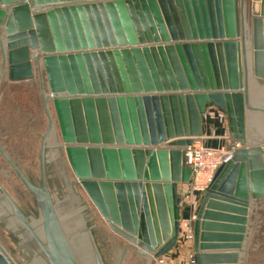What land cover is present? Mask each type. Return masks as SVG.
<instances>
[{
	"label": "water",
	"instance_id": "obj_1",
	"mask_svg": "<svg viewBox=\"0 0 264 264\" xmlns=\"http://www.w3.org/2000/svg\"><path fill=\"white\" fill-rule=\"evenodd\" d=\"M4 81L0 264H105L88 212L106 261L166 256L211 108L241 147L204 194L194 264H264V0H0Z\"/></svg>",
	"mask_w": 264,
	"mask_h": 264
},
{
	"label": "crops",
	"instance_id": "obj_2",
	"mask_svg": "<svg viewBox=\"0 0 264 264\" xmlns=\"http://www.w3.org/2000/svg\"><path fill=\"white\" fill-rule=\"evenodd\" d=\"M196 139L200 144L207 147H220L234 142L235 140L230 133L227 114L217 108L209 109L203 118L202 135ZM204 194L193 193L183 198L180 221L181 234L177 246L165 256L169 264L194 263V221ZM154 262L155 259H153Z\"/></svg>",
	"mask_w": 264,
	"mask_h": 264
},
{
	"label": "built area",
	"instance_id": "obj_3",
	"mask_svg": "<svg viewBox=\"0 0 264 264\" xmlns=\"http://www.w3.org/2000/svg\"><path fill=\"white\" fill-rule=\"evenodd\" d=\"M240 147L241 144L238 141L220 147H207L195 138L193 143L185 149L186 165L191 169V179L188 183L179 185V195L185 198L193 193H206L213 184L218 169L228 163L235 150ZM154 264L169 263L165 256H162L155 259Z\"/></svg>",
	"mask_w": 264,
	"mask_h": 264
},
{
	"label": "flooded vegetation",
	"instance_id": "obj_4",
	"mask_svg": "<svg viewBox=\"0 0 264 264\" xmlns=\"http://www.w3.org/2000/svg\"><path fill=\"white\" fill-rule=\"evenodd\" d=\"M5 86H9L11 88H14L15 86H19V85H18V83H12V84H10V83L4 81L1 84V86H0V95H3V90H4ZM39 95H40L41 100H42V95H41V92H40V88H39ZM42 105H43V100H42ZM59 142L60 141H58V139L48 138V141H47L48 147L46 149L47 159L49 160V162L46 165V168H47V178L49 176V174H48L49 167L52 165V167H53L56 175L57 176H60V178H61V180L63 182V186L62 187L65 189L66 185L68 183L72 182V180H70L69 179V176H68V172H67V166L68 165L66 164V162L64 161V159L62 157L61 158H58L57 157L58 153H61L62 152V150L59 149V146H58L59 145ZM40 144H41V142H40ZM39 154H40V150H39ZM39 175H40V166H39ZM39 178H40V176H39ZM48 184H49V181H48ZM35 202H36V200H35ZM66 204L67 205L72 204V201L69 200V202L66 203ZM85 216H86V219L89 222V226L92 227L93 235L95 237L97 246H98V248L100 250V253H101L102 257H103V260H104L105 264H118V260H119L120 254L118 255V257L113 256V258L110 261L109 260L106 261V259L104 257L105 254L101 250L102 246L100 247V243H99V240H98V236H99L98 234L100 232L99 225L94 221L95 219H94V217H92V215L90 214V212H88L87 214H85ZM104 228L105 227L103 226L102 229H104ZM140 259H142V258H140Z\"/></svg>",
	"mask_w": 264,
	"mask_h": 264
},
{
	"label": "trees",
	"instance_id": "obj_5",
	"mask_svg": "<svg viewBox=\"0 0 264 264\" xmlns=\"http://www.w3.org/2000/svg\"><path fill=\"white\" fill-rule=\"evenodd\" d=\"M36 203V202H35ZM0 224H2L4 227H5V223L1 220V218H0ZM6 232H10L9 230L8 231H6ZM120 253V252H119ZM118 252L116 253L117 255L119 254ZM117 255H116V257H117Z\"/></svg>",
	"mask_w": 264,
	"mask_h": 264
},
{
	"label": "rangeland",
	"instance_id": "obj_6",
	"mask_svg": "<svg viewBox=\"0 0 264 264\" xmlns=\"http://www.w3.org/2000/svg\"><path fill=\"white\" fill-rule=\"evenodd\" d=\"M180 196V195H179ZM180 197H182V196H180ZM183 198V197H182ZM154 264V263H153Z\"/></svg>",
	"mask_w": 264,
	"mask_h": 264
}]
</instances>
